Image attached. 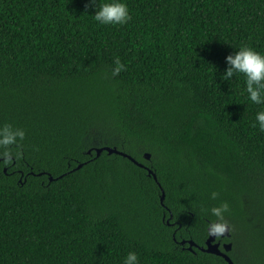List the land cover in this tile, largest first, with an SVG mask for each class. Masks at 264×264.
<instances>
[{
    "label": "trees",
    "instance_id": "obj_1",
    "mask_svg": "<svg viewBox=\"0 0 264 264\" xmlns=\"http://www.w3.org/2000/svg\"><path fill=\"white\" fill-rule=\"evenodd\" d=\"M126 3L101 25L93 0H0V124L25 130L0 163V264H230L199 247L222 201L227 253L264 264V104L220 75L264 53V0Z\"/></svg>",
    "mask_w": 264,
    "mask_h": 264
},
{
    "label": "clouds",
    "instance_id": "obj_2",
    "mask_svg": "<svg viewBox=\"0 0 264 264\" xmlns=\"http://www.w3.org/2000/svg\"><path fill=\"white\" fill-rule=\"evenodd\" d=\"M93 19L101 25H124L130 20L129 9L126 0H93ZM226 67L222 74L224 80L231 79L236 74H242L244 80V91L247 99L253 104H264V53L254 48L241 44L237 50L226 55ZM124 64L119 57L113 60L112 74L116 75L124 69ZM254 126L264 132V108L257 110L254 114ZM25 130L14 127L10 123L0 124V163L7 165L13 158L10 148L19 145L24 139ZM19 155V153H15ZM218 193L212 191L210 199H216ZM227 202H220L208 209L215 219L208 225V234L217 237L225 233L227 224L225 213L228 211ZM122 264H139L138 254L128 251L122 258Z\"/></svg>",
    "mask_w": 264,
    "mask_h": 264
},
{
    "label": "water",
    "instance_id": "obj_3",
    "mask_svg": "<svg viewBox=\"0 0 264 264\" xmlns=\"http://www.w3.org/2000/svg\"><path fill=\"white\" fill-rule=\"evenodd\" d=\"M107 149H109L110 151H116V152H120V151H117L115 148H110V147H105ZM103 148H97L96 151L97 153H100V151L102 150ZM121 153H123L121 151ZM127 155V154H126ZM147 157L150 156L149 153H146L145 154ZM129 158H131L133 161H136L132 156L130 155H127ZM81 165V164H80ZM78 165V166H80ZM154 178L156 180L157 177L156 175L154 174ZM163 198V197H162ZM227 224V223H226ZM230 225L227 224V230L225 231V233H223L222 235L220 236H229L230 235ZM216 237H213L211 235H209L208 239L206 240V246H199L202 250H206V251H209V252H213V253H216L218 255H221L222 257H224L230 264H235L233 262V260L231 259V257L229 256V254L227 253L230 249H231V242H224L223 243V248L221 249L220 247V242L219 241H214ZM185 240H182L181 243H184ZM190 245H189V249H192L191 245L192 244H195L194 241L190 240L189 241Z\"/></svg>",
    "mask_w": 264,
    "mask_h": 264
},
{
    "label": "flooded vegetation",
    "instance_id": "obj_4",
    "mask_svg": "<svg viewBox=\"0 0 264 264\" xmlns=\"http://www.w3.org/2000/svg\"><path fill=\"white\" fill-rule=\"evenodd\" d=\"M214 241H220V245L224 243V241L221 240V236H217Z\"/></svg>",
    "mask_w": 264,
    "mask_h": 264
}]
</instances>
